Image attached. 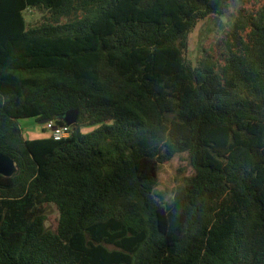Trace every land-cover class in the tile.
<instances>
[{
  "label": "trees",
  "instance_id": "trees-1",
  "mask_svg": "<svg viewBox=\"0 0 264 264\" xmlns=\"http://www.w3.org/2000/svg\"><path fill=\"white\" fill-rule=\"evenodd\" d=\"M234 13L189 62L197 24ZM72 110L69 138L24 137ZM0 157V264H264V0H0Z\"/></svg>",
  "mask_w": 264,
  "mask_h": 264
},
{
  "label": "rangeland",
  "instance_id": "rangeland-1",
  "mask_svg": "<svg viewBox=\"0 0 264 264\" xmlns=\"http://www.w3.org/2000/svg\"><path fill=\"white\" fill-rule=\"evenodd\" d=\"M238 12L236 10H233ZM225 16H212L200 21L193 32L189 35L188 49L185 52L186 59L197 66L203 58L205 51H211L219 40L234 29L239 18L238 14ZM26 21L34 25L40 18L36 11L25 13ZM26 140H37L51 138L52 133L46 129V123H41L35 118L22 119L19 121ZM97 126L82 128V134L93 132ZM16 171L15 164L4 157H0V174L9 176ZM194 173L190 164L188 153L176 155L169 163L161 166L159 173L158 191L167 194L168 198L173 196L174 189L183 180ZM46 228L55 231L59 224V211L55 205L48 207Z\"/></svg>",
  "mask_w": 264,
  "mask_h": 264
},
{
  "label": "built area",
  "instance_id": "built-area-1",
  "mask_svg": "<svg viewBox=\"0 0 264 264\" xmlns=\"http://www.w3.org/2000/svg\"><path fill=\"white\" fill-rule=\"evenodd\" d=\"M46 129L52 133V138L55 141H61L67 139L72 134V126L67 124L58 125L54 121H49L46 123Z\"/></svg>",
  "mask_w": 264,
  "mask_h": 264
},
{
  "label": "water",
  "instance_id": "water-1",
  "mask_svg": "<svg viewBox=\"0 0 264 264\" xmlns=\"http://www.w3.org/2000/svg\"><path fill=\"white\" fill-rule=\"evenodd\" d=\"M78 115H79L78 110H72L66 113L65 118H64L65 124L69 126L75 125L78 119ZM48 122H49L48 120L41 121V123H44V124Z\"/></svg>",
  "mask_w": 264,
  "mask_h": 264
}]
</instances>
